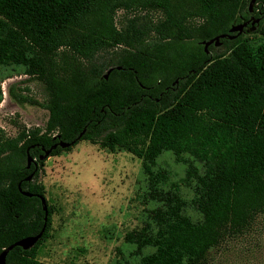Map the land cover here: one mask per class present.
<instances>
[{"label": "trees", "instance_id": "16d2710c", "mask_svg": "<svg viewBox=\"0 0 264 264\" xmlns=\"http://www.w3.org/2000/svg\"><path fill=\"white\" fill-rule=\"evenodd\" d=\"M171 1L0 0V69L20 68L41 83L45 99L38 103L15 83L7 94L47 110L43 127L21 125L12 137L0 130V251L43 224L40 155L52 144L47 156L80 140L140 159L141 196L151 207L140 227L125 232L127 255L111 264H209L213 249L264 214V40L252 47L242 36L264 37V0L251 9L249 0H188L195 9L180 17ZM118 8L159 16L139 25L131 17L116 27ZM97 14L104 31L75 35ZM243 21L239 34L218 38V47L213 40L204 51L202 41L235 34L229 27ZM164 151L184 165L181 181L192 189L188 204L197 219L185 212L169 171L157 165ZM26 154L33 159L28 167ZM45 202L41 236L27 249L11 248L5 264H39L52 213Z\"/></svg>", "mask_w": 264, "mask_h": 264}, {"label": "rangeland", "instance_id": "374dc122", "mask_svg": "<svg viewBox=\"0 0 264 264\" xmlns=\"http://www.w3.org/2000/svg\"><path fill=\"white\" fill-rule=\"evenodd\" d=\"M171 7L174 15L180 17L194 10L195 4L172 0ZM158 16L157 10L118 8L113 13L112 23L120 27L136 17L135 23L139 25L147 22L148 17L154 20ZM103 26L105 18L97 14L82 21L73 31L75 35L96 32ZM242 36L252 47L264 40L261 35L248 31L242 32ZM0 71L3 135L14 136L21 125L43 127L47 117L45 108L40 104L19 105L7 94L8 85L15 83L22 93L42 103L45 92L41 83L27 79L20 68ZM156 160L158 166L169 171V182L177 184L187 202L185 212L197 219L198 214L188 204L192 189L181 181L184 165L175 162L168 151L162 152ZM37 180L43 185L44 197L52 207L49 236L39 245L36 256L39 264H111L121 255H127L131 246L125 243L123 236L142 225L146 209L151 207L141 196L144 179L140 159L123 150L111 152L80 140L57 155L42 158ZM208 263L264 264V214L258 215L247 231L213 249Z\"/></svg>", "mask_w": 264, "mask_h": 264}, {"label": "water", "instance_id": "95a60500", "mask_svg": "<svg viewBox=\"0 0 264 264\" xmlns=\"http://www.w3.org/2000/svg\"><path fill=\"white\" fill-rule=\"evenodd\" d=\"M253 2H254V0H249V3H248V8L249 9H251V5H252ZM254 21L256 22L257 19H252L250 21V24L252 25V23ZM246 24H247V21H243L241 23L231 25L229 27V29H228V32L229 33L235 32V34H232V35H230V34H220V35L214 36L213 38H210V39H208L206 41H202L204 51L207 52L206 47L213 40H214V45H217L218 44V38H221V37H227L229 39L233 38L234 36H236L237 34H239L242 31L243 27ZM108 72H109V69L103 74L104 78H106ZM83 131H84V129L81 130V132L79 133L78 137L82 134ZM57 144L60 147H66L68 145V143H64V142H61V141H58ZM55 146H56V144H52L48 149L44 150L42 155H40V159L47 157V155L50 152V150L52 148H54ZM32 161H33V159L28 154H26V167H28ZM31 176H32V173H29L25 177V180H30ZM18 189H19L20 193L25 195V196H30L31 195L29 192H27L25 190H21L19 188V186H18ZM38 198H39V201H40L41 209L43 211V224H42L40 230L34 235H29V236L22 237V238H20V239H18L16 241L10 243L6 247L2 248L1 251H0V264H5L4 263L5 255L11 248H13L14 246H19L22 249H27V248L31 247L39 239V237L41 236L42 231L44 230V226H45V220H46V215H47V206H46V202H45V198L44 197L39 196Z\"/></svg>", "mask_w": 264, "mask_h": 264}]
</instances>
